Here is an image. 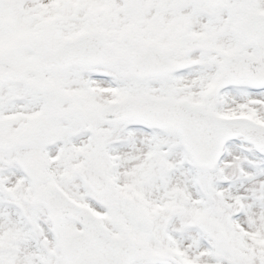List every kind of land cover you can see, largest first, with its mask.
<instances>
[{
  "label": "snow or ice",
  "instance_id": "1",
  "mask_svg": "<svg viewBox=\"0 0 264 264\" xmlns=\"http://www.w3.org/2000/svg\"><path fill=\"white\" fill-rule=\"evenodd\" d=\"M0 264H264V0H0Z\"/></svg>",
  "mask_w": 264,
  "mask_h": 264
}]
</instances>
